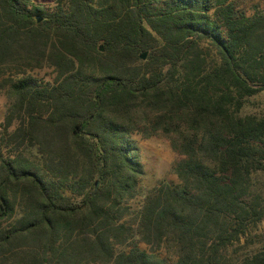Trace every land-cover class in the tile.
I'll list each match as a JSON object with an SVG mask.
<instances>
[{
	"label": "trees",
	"instance_id": "obj_1",
	"mask_svg": "<svg viewBox=\"0 0 264 264\" xmlns=\"http://www.w3.org/2000/svg\"><path fill=\"white\" fill-rule=\"evenodd\" d=\"M259 2L0 0V264H264L232 246L264 217ZM157 134L177 182L142 192Z\"/></svg>",
	"mask_w": 264,
	"mask_h": 264
},
{
	"label": "rangeland",
	"instance_id": "obj_2",
	"mask_svg": "<svg viewBox=\"0 0 264 264\" xmlns=\"http://www.w3.org/2000/svg\"><path fill=\"white\" fill-rule=\"evenodd\" d=\"M55 0H32L33 4L51 10ZM237 2L250 12L249 7L259 0H237ZM37 77L50 79L49 70L35 72ZM8 98L4 93L0 94V122L3 120ZM243 114L264 117V91L247 99L242 109ZM136 150L133 157L139 163L142 176L138 181V189L142 192L156 186L159 182L176 183L177 180L171 171L172 165L180 159V156L171 151L167 139L160 135L149 138H142L139 135H132ZM264 165V162H263ZM250 194L260 195L264 198V171H257L252 175ZM250 196V197H252ZM251 200L252 198H248ZM241 246L236 249L235 255L242 257L254 252H264V217L255 225H249L244 234L240 236L238 243L232 245ZM232 248V249H233ZM231 249V248H230ZM229 249V252H230Z\"/></svg>",
	"mask_w": 264,
	"mask_h": 264
},
{
	"label": "water",
	"instance_id": "obj_3",
	"mask_svg": "<svg viewBox=\"0 0 264 264\" xmlns=\"http://www.w3.org/2000/svg\"><path fill=\"white\" fill-rule=\"evenodd\" d=\"M144 56H145V53H142L141 55H139V57H140L141 59H144Z\"/></svg>",
	"mask_w": 264,
	"mask_h": 264
}]
</instances>
